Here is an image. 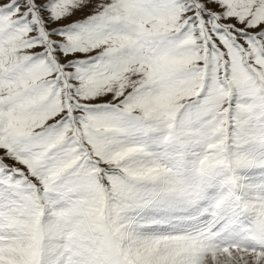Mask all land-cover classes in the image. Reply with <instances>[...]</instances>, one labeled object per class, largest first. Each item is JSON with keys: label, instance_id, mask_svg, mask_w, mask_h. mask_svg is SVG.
<instances>
[{"label": "snow or ice", "instance_id": "6c2138e0", "mask_svg": "<svg viewBox=\"0 0 264 264\" xmlns=\"http://www.w3.org/2000/svg\"><path fill=\"white\" fill-rule=\"evenodd\" d=\"M0 264H264V0H0Z\"/></svg>", "mask_w": 264, "mask_h": 264}]
</instances>
